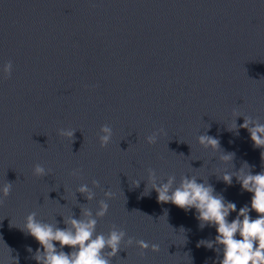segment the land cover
I'll return each instance as SVG.
<instances>
[{
    "label": "water",
    "instance_id": "obj_1",
    "mask_svg": "<svg viewBox=\"0 0 264 264\" xmlns=\"http://www.w3.org/2000/svg\"><path fill=\"white\" fill-rule=\"evenodd\" d=\"M243 116L264 123V0H0V186L13 183L0 205V264H11L10 253L37 264L40 245L23 230L30 212L65 227L82 207L95 213L109 189L116 197L97 232L115 224L125 241L160 246L141 254L122 243L112 264H216V251L197 246L215 228L201 229L195 209L158 203L148 169L157 182L196 176L237 211L250 205L235 176L231 185L222 179L244 162L253 174L264 170V149L246 129H231ZM103 124L113 136L101 148ZM160 126L167 135L149 145L145 137ZM59 128L76 129L74 142ZM205 133L219 149L198 143ZM223 152L233 160L221 161ZM37 163L51 173L34 176ZM75 168L82 175H70ZM80 184L93 188V200L76 192Z\"/></svg>",
    "mask_w": 264,
    "mask_h": 264
},
{
    "label": "clouds",
    "instance_id": "obj_2",
    "mask_svg": "<svg viewBox=\"0 0 264 264\" xmlns=\"http://www.w3.org/2000/svg\"><path fill=\"white\" fill-rule=\"evenodd\" d=\"M2 71L5 79L11 77L13 71L11 60L4 63ZM233 115L242 116L236 110H233ZM243 118L240 125L234 120L231 129H246L250 133L253 146L264 149V123L249 116ZM76 131L72 128H59L57 134L70 139L73 143ZM165 135H167L165 128L160 126L147 135L145 140L149 145H154L159 137ZM112 136V127L109 124L101 125L98 133L100 147H107ZM197 140L205 148L213 150L220 148V140L207 133L198 135ZM233 157L234 153L223 152L219 159L228 162L232 161ZM261 157L264 159V151L261 152ZM252 167L254 166L244 162L236 174L225 171L222 175L223 181L228 185L233 183L235 176L242 191L251 193L250 205L246 203L238 211L235 202L226 201L211 184L198 182L196 176L184 175L178 184L174 175H169L166 181L157 182L155 170L149 168L148 180L151 183L150 190L154 189L158 194V203L170 202L186 212L195 209L201 229L205 226L215 228V238L201 240L197 246L204 245L216 251L218 253L216 264H264V170L253 174ZM245 168L248 171H245ZM32 171L36 177H45L51 173V169L40 163L35 164ZM70 175L79 177L82 175V169L75 168ZM134 183L138 187L140 181ZM91 184L93 187H100V182L96 179H93ZM12 188L13 183L8 180L0 186V205H3L4 198L9 196ZM76 192L82 194L87 201L93 200L96 195L88 184H80ZM104 197L106 199L98 201L99 207L95 213L90 208L82 207L79 218H76L75 214L64 218L65 227H58L59 222L53 224L39 220L35 211L30 212L25 218L23 230L34 237L40 245L32 256L37 264H112V258L124 250L121 248L122 243L127 245L135 243L141 254L143 250L149 248L153 252L160 250L158 244H149L143 239L134 240L129 236L125 241L127 235L125 230L115 224L107 233L97 232V218L107 214L109 209L107 200L114 199L116 193L109 189L104 191ZM252 211L257 214L255 218L250 215ZM233 212H236V216L230 220V214ZM66 246L71 251H64ZM28 251L32 252V249L29 247ZM9 259L11 264H19L18 258L13 257L11 253Z\"/></svg>",
    "mask_w": 264,
    "mask_h": 264
}]
</instances>
